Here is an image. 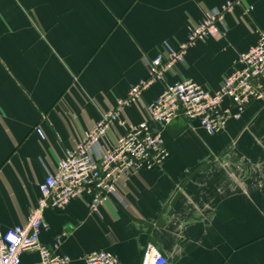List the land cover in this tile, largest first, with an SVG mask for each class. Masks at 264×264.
<instances>
[{
  "label": "crops",
  "instance_id": "obj_1",
  "mask_svg": "<svg viewBox=\"0 0 264 264\" xmlns=\"http://www.w3.org/2000/svg\"><path fill=\"white\" fill-rule=\"evenodd\" d=\"M228 0H0V225L25 224L55 170L133 85L149 75L147 60L180 47L207 12ZM253 5L248 13L246 6ZM226 33L197 38L165 78L122 105L138 123L169 83L191 79L215 91L240 64L238 56L264 29V0H245L224 14ZM38 128H42L40 136ZM118 120L104 137L115 144ZM163 164L122 176L125 204L91 196L44 211L40 241L75 264L106 249L121 264H141L152 242L167 264H264V103L255 101L225 130L209 134L184 115L163 128ZM36 249L23 253L34 264Z\"/></svg>",
  "mask_w": 264,
  "mask_h": 264
},
{
  "label": "built area",
  "instance_id": "obj_2",
  "mask_svg": "<svg viewBox=\"0 0 264 264\" xmlns=\"http://www.w3.org/2000/svg\"><path fill=\"white\" fill-rule=\"evenodd\" d=\"M244 2L228 0L221 7L211 9L190 33L187 43L174 47L166 42L165 53L147 60L148 77L133 85L119 107L105 115L75 149L67 150L55 170L47 169L39 185L41 198L26 223L7 228L0 225V264H22L23 253L32 249L39 253L34 264H75L69 254L59 251L66 232L58 233L53 245L40 241L46 209H64L73 198L84 194L91 196L90 207L96 213H100L101 205L107 200L125 204L118 180L141 167L163 164L168 156L163 128L175 118L184 115L199 121L209 134H215L225 130L231 118H240L251 103H264V29H261L258 41L240 53V66L225 78L219 89L210 91L191 79L174 81L147 104V119L134 123L121 117L122 105L140 99L144 89L165 78L167 72L184 60L186 49L193 41L224 35L225 12ZM253 8L248 5L245 10L250 13ZM116 120L126 131L114 145L107 146L104 137ZM38 132L43 135L42 128ZM167 263L168 257L156 244L150 242L145 246L141 264ZM85 264L121 262L109 250L94 249L86 254Z\"/></svg>",
  "mask_w": 264,
  "mask_h": 264
},
{
  "label": "bare ground",
  "instance_id": "obj_3",
  "mask_svg": "<svg viewBox=\"0 0 264 264\" xmlns=\"http://www.w3.org/2000/svg\"><path fill=\"white\" fill-rule=\"evenodd\" d=\"M41 136V135H40Z\"/></svg>",
  "mask_w": 264,
  "mask_h": 264
}]
</instances>
